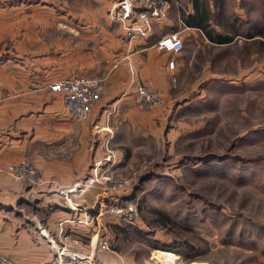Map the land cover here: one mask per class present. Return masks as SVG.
Masks as SVG:
<instances>
[{
    "label": "crops",
    "instance_id": "obj_1",
    "mask_svg": "<svg viewBox=\"0 0 264 264\" xmlns=\"http://www.w3.org/2000/svg\"><path fill=\"white\" fill-rule=\"evenodd\" d=\"M112 1L0 0V253L19 264L56 262L49 240L37 229L35 217L26 214L25 206L49 209L42 223L57 241L64 239L59 231L63 224L73 247L80 248L76 240L94 232L93 222L68 220L77 214L87 219L89 214L71 210L56 188L82 179L97 156L114 148L118 121H137L140 112L131 103L136 85L151 81L168 93L171 78L184 61V50L159 49L153 44L158 37L177 30L185 45L194 41L197 49L214 45V57L223 64L218 73L222 80L233 81L239 75L243 51L251 58L246 67L260 61V52L264 63V0L258 7L233 0L228 13L225 0H216L214 20L212 0H168L167 17L154 22L147 35L133 37L125 22L112 19ZM3 37L10 43L2 48ZM97 51L103 57L96 59ZM5 52L9 53L6 57ZM172 56L173 68L168 66ZM189 57L192 60L193 54ZM99 71L107 72L103 96L93 106L91 117L82 122L68 115L60 92L24 86L34 76L45 82L58 75ZM24 158L36 163L44 182L33 184L9 171V163ZM96 188H87L79 197L90 213L95 211ZM107 218L112 225L119 223ZM109 236L105 230L101 240ZM96 255L98 264H130V256L116 251L100 249Z\"/></svg>",
    "mask_w": 264,
    "mask_h": 264
},
{
    "label": "rangeland",
    "instance_id": "obj_2",
    "mask_svg": "<svg viewBox=\"0 0 264 264\" xmlns=\"http://www.w3.org/2000/svg\"><path fill=\"white\" fill-rule=\"evenodd\" d=\"M244 1L249 7L253 3L258 7L262 2ZM212 2L214 20L218 12L216 0ZM224 6L226 13L231 12L233 0H225ZM196 42L184 44V61L177 76L171 78L166 95L151 81L143 82L158 90L160 97L153 107H138L135 90L143 83L136 85L131 103L140 112H135L137 121H118L114 148L106 149L94 160H101L108 172L128 178L129 182L104 192L99 184L94 185L96 204L91 213L79 199L86 190L73 200L79 203L78 208L58 193L71 210L89 214L87 219L77 214L68 220L93 222L95 230L88 238L76 240L80 248L72 246L64 224L59 227L63 240L43 234L55 253V264L60 263L56 246L92 254L87 256L94 260L93 264H98L96 254L100 249L130 256V264H264L263 55L260 52L257 55L260 61L246 67L251 58L243 51L239 75L233 81L222 80L218 73L223 64L214 57L215 46L202 45L197 49ZM8 43L7 37L1 39L2 48ZM8 54L5 52L4 56ZM190 54H193L192 60H189ZM81 56L87 58V53L81 52ZM94 56L98 59L103 53L97 51ZM100 72H74L50 77L45 82L34 76L24 81V86L36 91L49 90L46 84L56 79L99 78L102 87L99 99L92 104L86 119H74L82 122L91 117L93 106L103 96L107 72ZM31 79L38 83L28 84ZM150 111L154 112L146 116L152 120L147 121L145 113ZM116 153L121 158L119 162ZM20 161L36 167L37 175L17 178L33 184L44 182L36 163L28 158ZM70 183L58 184L56 190ZM129 201L136 204L134 212L118 214L112 210L127 209ZM25 208L26 214L35 217L37 229L45 231L42 218L49 209ZM107 217L116 218L119 223L112 225ZM105 230L111 235L107 241L101 240ZM103 244L107 247H102ZM160 250L173 252L178 257L159 254ZM61 257L70 259V255Z\"/></svg>",
    "mask_w": 264,
    "mask_h": 264
},
{
    "label": "built area",
    "instance_id": "obj_3",
    "mask_svg": "<svg viewBox=\"0 0 264 264\" xmlns=\"http://www.w3.org/2000/svg\"><path fill=\"white\" fill-rule=\"evenodd\" d=\"M115 11V12H114ZM113 20H120L126 23L127 33L130 37L145 36L152 29L154 22H159L168 15V0H115L110 10ZM157 48L177 53L183 49V39L177 30H170L158 37L154 43ZM175 58L168 59V66L173 68ZM38 81L31 79L28 83L36 85ZM46 87L52 91H61L63 93L66 108L73 119H86L90 113L92 104L99 99L101 94V81L97 77H69L53 80L46 84ZM160 95L158 90L148 83L137 86L134 100L138 107H153ZM109 160V159H108ZM16 177H35L37 168L28 161L11 163L8 166ZM129 182L128 178L108 172V168H103L101 160H96L89 169V172L77 181L68 185L59 186L57 192L64 195L73 207L78 208L79 203L73 202L76 196L83 193L89 186L99 184L102 192L123 187ZM136 204L128 202L127 209L115 207L112 209L118 214L120 212H134ZM92 216V215H91ZM95 216V215H94ZM131 216V214H130ZM98 218V215H96ZM42 233L48 236L42 228ZM49 238V237H48ZM102 247H107L103 244ZM59 264H93V259L86 253L71 251L67 248L55 247ZM70 255L69 260H63L62 255ZM0 264H15L11 259L0 253Z\"/></svg>",
    "mask_w": 264,
    "mask_h": 264
},
{
    "label": "bare ground",
    "instance_id": "obj_4",
    "mask_svg": "<svg viewBox=\"0 0 264 264\" xmlns=\"http://www.w3.org/2000/svg\"><path fill=\"white\" fill-rule=\"evenodd\" d=\"M158 253L159 254L169 255V256H172V257H178L177 254H174L173 252H170V251L160 250V251H158Z\"/></svg>",
    "mask_w": 264,
    "mask_h": 264
},
{
    "label": "trees",
    "instance_id": "obj_5",
    "mask_svg": "<svg viewBox=\"0 0 264 264\" xmlns=\"http://www.w3.org/2000/svg\"><path fill=\"white\" fill-rule=\"evenodd\" d=\"M209 38L212 40H215V36H213V35H209ZM220 38H223V37H220Z\"/></svg>",
    "mask_w": 264,
    "mask_h": 264
}]
</instances>
